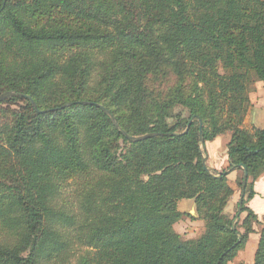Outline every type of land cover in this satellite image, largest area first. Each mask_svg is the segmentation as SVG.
Returning a JSON list of instances; mask_svg holds the SVG:
<instances>
[{
	"label": "trees",
	"instance_id": "1",
	"mask_svg": "<svg viewBox=\"0 0 264 264\" xmlns=\"http://www.w3.org/2000/svg\"><path fill=\"white\" fill-rule=\"evenodd\" d=\"M3 2L0 94L46 111L0 102V264H233L252 229L224 211L227 175L246 168L241 211L257 219L246 203L264 173V128L243 126L264 84V1ZM96 103L127 134L158 135L127 139ZM200 131L230 133L220 176L203 168ZM183 199L204 223L193 241L174 229L192 218Z\"/></svg>",
	"mask_w": 264,
	"mask_h": 264
},
{
	"label": "crops",
	"instance_id": "2",
	"mask_svg": "<svg viewBox=\"0 0 264 264\" xmlns=\"http://www.w3.org/2000/svg\"><path fill=\"white\" fill-rule=\"evenodd\" d=\"M250 107L248 113L244 119L243 126L247 129L255 128H264V84L261 81H256L254 84V88L249 93ZM230 139V133L225 132L219 134L212 141H208L205 143L206 145V165L212 171H222L228 165V157L226 154V144ZM228 185L233 189V194L231 197V202L234 201L235 196L237 195V186H239V182L243 179V171L239 169L232 170L227 175ZM254 195L247 201L246 206L253 211V213L257 216V219H253L248 216L246 211L241 212L239 215L240 224L242 222H246L251 227V232L248 234V238L246 240L245 246L242 250H240L236 257L233 259V264H237L239 262L243 264H253L250 262V257L248 255L243 254L245 249L247 248L249 242L251 241L252 247L251 252H254L257 247L258 239H259V231L261 228V224L259 221L264 219V173L260 175L253 183ZM240 197V193H239ZM181 205L180 210L185 212L191 216H197L195 203L192 199H183L178 202V205ZM179 208V207H178ZM185 218V217H183ZM182 218V219H183ZM238 218V219H239ZM178 220L181 222V220ZM177 221V222H178ZM176 222V223H177ZM175 223V224H176ZM174 224V229H175ZM189 226L200 225L203 229L204 223L200 219H189L187 221ZM195 227V226H194ZM176 231V230H175ZM203 231V230H202ZM251 255V253H250ZM247 258L248 261L246 260Z\"/></svg>",
	"mask_w": 264,
	"mask_h": 264
},
{
	"label": "rangeland",
	"instance_id": "3",
	"mask_svg": "<svg viewBox=\"0 0 264 264\" xmlns=\"http://www.w3.org/2000/svg\"><path fill=\"white\" fill-rule=\"evenodd\" d=\"M234 0H224V2L222 3V5L219 7L221 11H227V10H231L232 8V3H233ZM264 1V0H263ZM219 71L221 73H226L229 71V62L228 61H221L219 63ZM181 107H177L175 109V112H178L180 110ZM185 112V111H184ZM206 151V150H205ZM240 187L237 186V195L235 196L234 198V201L233 202H229L228 205L226 206L225 208V213L229 216V217H232L236 214V211H237V201L239 200V193H240ZM67 190H69L68 194L70 195L71 194V190L70 188H68ZM70 201L72 200L71 196L69 197ZM179 209L181 208V205L179 204L178 205ZM191 216V215H190ZM194 219H197L196 216H191ZM190 217H185V218H181V222L178 221L176 224H175V230L177 233L180 234L181 238L185 241H193V240H196L201 234H202V230H204V226H203V229H200L201 226L200 225H193V226H189L187 224V221L189 219H192ZM237 223L240 222V218L235 221ZM195 226V227H194ZM252 242L250 241L247 248L245 249V251L243 252V254L245 255H248L250 257V262L252 263V260H253V252H251V247H252ZM83 253V250H78V251H75L73 252V255L70 256L71 257V262L72 263H75L79 256ZM251 253V255H250ZM249 258H247L246 260L248 261Z\"/></svg>",
	"mask_w": 264,
	"mask_h": 264
},
{
	"label": "water",
	"instance_id": "4",
	"mask_svg": "<svg viewBox=\"0 0 264 264\" xmlns=\"http://www.w3.org/2000/svg\"><path fill=\"white\" fill-rule=\"evenodd\" d=\"M5 3V0L3 2V4ZM15 94H20V95H23L25 98H27L31 104L36 108L37 111H41V112H44L46 110H39L36 106H35V103L34 101L31 99V97L29 95H25V94H21V93H15V92H12V91H5L3 93L0 94V102H2L6 97H9V96H12V95H15ZM74 102H66L64 103L61 107H66V106H69L71 104H73ZM77 103H81V104H88V103H92V102H89V101H78ZM97 106H99L111 119V121L113 122V124L115 125V127L121 131L125 137L131 141H139V140H143V139H146L148 137H152V136H155V135H158L157 133H146V134H143V135H138V136H133V135H129L127 134L124 130H122L120 128V126L118 125V123L116 122L114 116L111 114V112L105 108L104 106H102L101 104H97ZM189 124L190 122L188 123L187 127H186V130L187 128L189 127ZM200 141H201V148H202V151H205L206 150V145H205V142L201 136V131H200ZM206 159H207V156L204 155L202 157V164H203V168L205 171L211 173L212 170L206 165ZM243 168V179H242V185H241V189H240V197H239V200H238V208H237V211H236V214H235V221L238 220L239 218V215L241 214V206H242V200H243V196H244V193H245V186H246V181H247V172H246V168L244 166H242ZM222 173V171H218L216 172V174H214V176H220ZM232 229L234 230L235 229V223H233L232 225ZM241 239V235L238 236V241Z\"/></svg>",
	"mask_w": 264,
	"mask_h": 264
}]
</instances>
